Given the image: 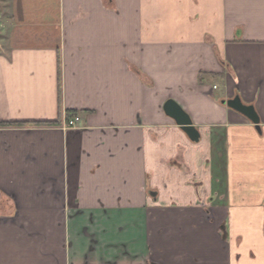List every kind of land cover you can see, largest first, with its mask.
<instances>
[{
    "label": "crops",
    "instance_id": "obj_1",
    "mask_svg": "<svg viewBox=\"0 0 264 264\" xmlns=\"http://www.w3.org/2000/svg\"><path fill=\"white\" fill-rule=\"evenodd\" d=\"M0 264H264V0H0Z\"/></svg>",
    "mask_w": 264,
    "mask_h": 264
},
{
    "label": "water",
    "instance_id": "obj_2",
    "mask_svg": "<svg viewBox=\"0 0 264 264\" xmlns=\"http://www.w3.org/2000/svg\"><path fill=\"white\" fill-rule=\"evenodd\" d=\"M223 104L227 105L230 109L242 114L253 124L259 125L260 120L254 108L252 106L244 105L239 97L227 102L224 101ZM165 112L168 117L173 119L176 124L182 128V130L193 142L199 141L200 133L197 128L194 127L191 118L173 100H169L165 104Z\"/></svg>",
    "mask_w": 264,
    "mask_h": 264
},
{
    "label": "built area",
    "instance_id": "obj_3",
    "mask_svg": "<svg viewBox=\"0 0 264 264\" xmlns=\"http://www.w3.org/2000/svg\"><path fill=\"white\" fill-rule=\"evenodd\" d=\"M80 121V119L77 117V118H74L72 120H70L69 122H67L65 125H64V128L65 129H74L77 125V123Z\"/></svg>",
    "mask_w": 264,
    "mask_h": 264
}]
</instances>
